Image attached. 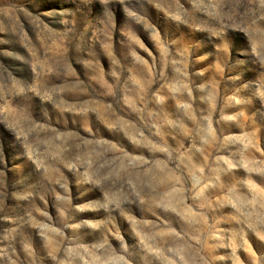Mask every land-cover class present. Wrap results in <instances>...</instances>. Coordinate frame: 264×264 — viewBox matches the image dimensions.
<instances>
[{
	"label": "rangeland",
	"instance_id": "rangeland-1",
	"mask_svg": "<svg viewBox=\"0 0 264 264\" xmlns=\"http://www.w3.org/2000/svg\"><path fill=\"white\" fill-rule=\"evenodd\" d=\"M0 264H264V0H0Z\"/></svg>",
	"mask_w": 264,
	"mask_h": 264
}]
</instances>
